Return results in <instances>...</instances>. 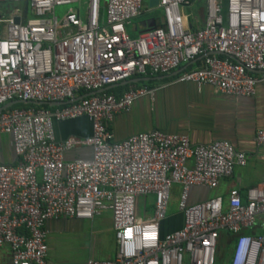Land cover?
<instances>
[{
	"label": "built area",
	"instance_id": "built-area-1",
	"mask_svg": "<svg viewBox=\"0 0 264 264\" xmlns=\"http://www.w3.org/2000/svg\"><path fill=\"white\" fill-rule=\"evenodd\" d=\"M144 2L0 0L6 6L0 18V108L14 101L66 103L0 113V134L11 136L18 157L16 165L0 164V249L9 248L11 264H51L47 222L92 221L105 211L112 214L115 258L85 264H216L224 233L232 238L229 264H264V181L192 202L194 189L216 191L245 167L244 152L228 141L194 145L188 136L160 130L115 141V116L140 98L153 99L156 90L86 96L197 61L176 83L254 96L264 81V0H227L225 10L222 0H205L199 29L181 14L188 0H158L151 9H161L156 19L162 23L132 37L128 27ZM73 3L78 7L62 19L55 15L56 7ZM80 118L91 124V135L58 140L55 125ZM255 144L264 148V129L257 130ZM79 148H90L91 157L65 159ZM174 185L181 189L183 227L166 234ZM139 195L154 198L148 218L135 213Z\"/></svg>",
	"mask_w": 264,
	"mask_h": 264
},
{
	"label": "crops",
	"instance_id": "crops-1",
	"mask_svg": "<svg viewBox=\"0 0 264 264\" xmlns=\"http://www.w3.org/2000/svg\"><path fill=\"white\" fill-rule=\"evenodd\" d=\"M204 1L195 0L192 2L194 5L196 4V7L199 6L197 17L191 26L192 29H199L204 25ZM133 29L137 36L144 27L142 23L139 26L135 24ZM136 36L134 35V37ZM195 63L183 66L167 75L149 77L148 81H140L143 83L140 87L156 90L153 99L143 97L136 100L128 113L117 114L111 124L115 141H122L138 133L160 130L167 134L188 136L194 145H208L220 140L228 141L237 151L247 155V165L243 168H236L234 175L223 181L218 190L213 192L206 188L194 189L192 202L203 201L220 193L225 195L233 188L244 191L264 181L263 179L258 183L250 182L244 174V169L249 165L264 168V148H259L255 144L257 130L264 129V81L257 83L256 93L252 97L225 95L210 86L197 88L189 83H176L177 76ZM177 72L180 73L177 74ZM55 131L58 140H62L70 136L87 137L91 135L92 129L87 119L80 118L57 123ZM89 157H91L90 148L75 149L65 155L66 160ZM17 163L18 157L15 154L11 136L0 134V164L16 165ZM225 183L228 184L226 187H224ZM83 222L78 219L52 220L47 222L46 229L48 234L52 232L58 235L75 234L82 229ZM110 226L113 229L112 219ZM182 226V223L181 225L174 224V227L169 230L167 225H164V233L168 234L179 230ZM115 255L116 251L114 255H109L106 259L97 260H112ZM90 258L94 257L88 259ZM88 259L82 261L60 260L48 256L51 264H85ZM0 264H11V253L8 247L0 249Z\"/></svg>",
	"mask_w": 264,
	"mask_h": 264
},
{
	"label": "rangeland",
	"instance_id": "rangeland-1",
	"mask_svg": "<svg viewBox=\"0 0 264 264\" xmlns=\"http://www.w3.org/2000/svg\"><path fill=\"white\" fill-rule=\"evenodd\" d=\"M0 6V18H2V7H5V5L1 4ZM77 7V3L56 7L55 15L59 19H62L67 11ZM198 7H196V4L194 5L192 2L190 5L181 7V14L184 21L187 22L190 27L195 22L199 9ZM161 15V9L156 8L152 10L148 5V0H145L143 13L138 18L132 20L131 25L128 27L129 33L133 37L134 35L136 36V32L134 33L133 31V26L135 24L139 26L142 22L159 18ZM3 17L6 18L7 16L4 15ZM236 174L238 173L236 172ZM244 174L248 181L258 183L264 179V168L261 166L255 167L249 165L246 169H244ZM227 185L228 184L225 183L224 187ZM180 193L181 189L179 185H174L171 190V200L167 219L163 223V226L167 225L169 230L171 227H174V224L181 225L182 223L183 225V214L178 210ZM224 197L226 198V196ZM153 201V196L139 195L135 201L136 215L142 218L150 217L153 212ZM111 219V212L105 211L101 217H96L92 221H84L82 229L75 232V234L58 235L55 232L48 234L47 244L49 248V256L60 260L73 259L76 261H82L84 259H88L89 257H94L95 259H106L109 255H114L116 251V243L114 239V231L110 226ZM221 242H224V236L222 237ZM232 247V244L228 246V251L224 255V260L221 264H229Z\"/></svg>",
	"mask_w": 264,
	"mask_h": 264
},
{
	"label": "trees",
	"instance_id": "trees-1",
	"mask_svg": "<svg viewBox=\"0 0 264 264\" xmlns=\"http://www.w3.org/2000/svg\"><path fill=\"white\" fill-rule=\"evenodd\" d=\"M194 1L195 0H188L189 3L194 2ZM226 1L227 0H222L224 10L226 9ZM198 64H199V61H197L192 66H190L189 69L193 68L194 66H196ZM142 84H143L142 82H139V83H132V84L124 85V86L119 85L118 87H115L113 89H110V90L106 91L105 93H107V94H114V95H116V96L119 97L125 91L129 90L130 88L140 87ZM14 108H18V109H22V108H35V109L54 110L56 107L49 106V105H41V106H39V105H36L35 103H29V104H17V105H15L14 107H12L10 109H14ZM223 236H224V242H221V246H220V250H219V255H218L217 263L216 264H221L222 263V261L224 260V255L228 251V246L232 242V238H230L229 234H225L224 233Z\"/></svg>",
	"mask_w": 264,
	"mask_h": 264
},
{
	"label": "water",
	"instance_id": "water-1",
	"mask_svg": "<svg viewBox=\"0 0 264 264\" xmlns=\"http://www.w3.org/2000/svg\"><path fill=\"white\" fill-rule=\"evenodd\" d=\"M148 1H149V7L150 8L157 6L158 0H148ZM24 9H25L24 12L27 13V6L26 5H25ZM14 21H15V23H20V18H15ZM160 23H162V20H160V19L148 20V21L142 22V26L144 27V29H152V28L158 26ZM179 73L180 72H177V74H179ZM148 80H149V78H147V77L146 78H137V79L128 80V81L122 82L120 84L112 85V86L107 87L105 89L99 90L97 92L89 93L86 96H91V95H94V94L103 93V92H106V91H108L110 89L118 87L119 85L124 86V85H128V84L138 83L140 81H148ZM72 101L75 102V101H77V99H74ZM29 103H31V102L14 101V102L8 103L5 106H3L2 108H0V113L5 111V110H7V109H10V108L14 107L17 104H29ZM35 104L39 105V106H41V105H49V106H53V107H59V106L65 105L66 103L65 102L64 103L35 102Z\"/></svg>",
	"mask_w": 264,
	"mask_h": 264
}]
</instances>
